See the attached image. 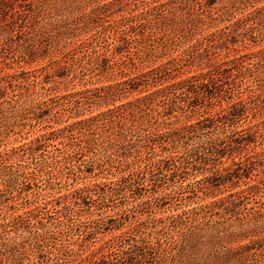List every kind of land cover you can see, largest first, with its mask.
<instances>
[{
  "label": "rangeland",
  "instance_id": "1",
  "mask_svg": "<svg viewBox=\"0 0 264 264\" xmlns=\"http://www.w3.org/2000/svg\"><path fill=\"white\" fill-rule=\"evenodd\" d=\"M168 1L49 0L53 25L46 41L33 61L19 65L16 62L23 47L10 43L12 34L6 27L0 28V44L9 41L0 52V104L4 107L0 106V240L9 243L0 244V264H87L85 260L101 247L108 254L116 246L128 248V243L111 244L119 235L128 239L145 234L151 240L159 237L170 253L184 245L189 254L185 264H200L212 260L210 254L222 248L243 246L253 248L236 264H264V94L255 95L264 90V82L256 77L235 84L228 90L231 95L221 94L228 101L253 96L252 110L243 124L254 122L256 143L242 150L257 166L253 186L241 185L231 192V188L221 187L215 191L216 197H206L201 192L205 185L197 182L201 177L196 178L193 171L166 178L164 172L156 176L159 188L149 181L141 199L129 192L126 198H117L116 204L98 205L96 192L110 191L123 177L156 169L158 160H173L181 154L175 150L161 153L163 144L151 145L137 135L134 145H123L116 137L104 140L109 133H104L103 122L99 127L84 123L162 87L145 86L141 79L160 66L172 62L170 75L154 72L149 82L166 86L196 74L206 65L208 54L226 61L229 55L244 58L264 49L263 24L242 31V37H209L192 52V46L205 36L262 8L264 0H196L179 16L188 18L193 7L210 14L214 19L198 29L202 34L181 29L161 16H150L156 6ZM129 82L135 89L125 86ZM202 102L218 104L217 99ZM234 129L227 125L221 129L222 135L207 137L224 138ZM46 138L50 140L43 141L39 150H28L29 144ZM228 164L223 158H211L208 170L214 173ZM244 189L247 191L240 195ZM231 193L236 203L232 215L223 218L219 210L206 208ZM67 207L70 211L64 219ZM203 210L200 227L195 225L198 228L190 229L189 220L185 224L176 220ZM116 218L120 229L109 231L105 224ZM163 227L160 235L155 233ZM252 230L263 232L241 238ZM13 242L21 244H10Z\"/></svg>",
  "mask_w": 264,
  "mask_h": 264
},
{
  "label": "trees",
  "instance_id": "2",
  "mask_svg": "<svg viewBox=\"0 0 264 264\" xmlns=\"http://www.w3.org/2000/svg\"><path fill=\"white\" fill-rule=\"evenodd\" d=\"M48 2L49 0H0V28L6 27L8 32L12 34L10 43L18 42L24 49L20 59L16 62L17 65L21 62L28 63L30 60L33 61L37 52L42 49L44 41H46L48 32H50L49 27L53 25V22H49L53 19V16L49 13V9H47ZM195 2L196 0H170L156 6L150 16H155V18L161 16L163 21L171 20L175 22V26L181 29L189 28L191 32L197 30L202 34L198 29L205 26L208 19H214L210 14H204L197 7H193L194 12L191 10L188 18L179 16L180 14H184L185 10L190 8ZM263 24L264 6L218 33L205 36L199 44L192 46V52L198 51V47L202 46L203 41H207L209 37L216 36L217 34H221V36L227 35L229 38L233 36L235 38L242 37L246 30L259 28ZM242 31L245 32L243 33ZM260 35L264 41V29ZM230 42L236 43V41L233 42L231 40ZM8 44V40L0 44V52ZM171 63L142 75L143 85H161L162 87L143 97L116 106L100 117H94L90 121H87L83 126H87L89 122L91 126L99 127V122H103L106 126V129L103 130L104 133H109L104 140L110 141L116 137L119 142L120 139L123 140V145H134L133 137L137 135V137H145L151 145L158 146V144H163L160 149L161 153L175 150L174 152L181 154V156L174 157L172 158L173 160L171 158L158 160L155 163L156 169L151 168V170L123 177L118 184L110 188V191L103 190L96 192V194L100 195V200H98L99 206H107L110 203L116 204L117 198H126V194L129 192L133 195V198L141 199L143 189L150 187L149 181L151 183L153 181L152 185L155 184L159 188L160 180L156 176L164 174V172L168 173L163 175L166 178V176L170 175L172 177L180 173L191 175L190 172L193 171L196 178L201 177L197 182L204 183L205 187L201 192L206 197H216L215 191L220 190L221 187L231 188L229 190L231 192L235 188L241 187V185H254L251 181L252 177L257 175V166L242 152L245 146H253L256 143V132L253 130L254 126H256L254 122L243 124V120L247 117L249 110H252L251 99L253 96H248L250 100L232 97L230 102L224 100L221 94L224 92L229 94L228 90L231 87H235V84L246 82L252 77H256L258 80L264 82V49L255 54L251 53L249 57L244 58L229 55L226 61L218 60L213 57V54H208L206 65L196 71V74L186 79L169 82L166 86H163L164 84H160V82H155V84L149 82L153 78L152 74L154 72L170 75L168 66ZM165 79L174 81L176 78L166 76ZM14 83L11 82V87L15 86ZM19 83V85H24L27 82ZM1 84L2 82H0ZM126 84L125 86H129V90L135 89L132 87V82ZM256 93L258 92H255L256 96L264 94V90H261L259 94ZM205 98L211 101L217 99L218 104L209 106L202 102ZM197 102L198 104H196ZM194 105L197 106L192 112L191 108ZM1 109H4V107L1 106ZM191 114H197V116L194 118ZM168 125L171 127L168 128ZM227 125L235 126L231 134L225 133L224 138L207 137L209 134L213 135L214 133L222 135L224 132H221V129ZM257 127L259 128L258 124ZM195 139L197 141L192 143ZM46 140H50V138L36 140L28 145V150L32 152L39 150L43 141ZM216 157L223 158L225 163L229 162V164L225 167H218L216 172L212 173L208 170L209 160ZM11 181L12 179L9 178L8 183H11ZM137 183L143 185V187L141 188ZM246 191L247 189H244L240 192V195ZM233 199L234 194L231 193L222 200L216 201L212 205H207L206 208L212 207L213 210H219L218 215L225 218L228 215H232L230 212L232 211L231 208L236 204ZM238 199L241 200L242 197ZM80 200L83 201L82 199ZM89 207L91 208V206ZM68 208H66V213L63 216L64 219L67 218V213L70 211ZM222 210L223 212H221ZM203 213L204 210L198 213L194 212L192 217L183 218L182 216H178L179 218L176 220H179L178 222L182 224H185L189 220L190 229H194L195 225L200 227V215H203ZM203 218L205 217L203 216ZM118 222L120 221L117 218L110 219L105 226L109 231H117L120 229V226L117 224ZM217 225L216 223L213 227ZM164 229L165 227L160 230L157 229L155 233L160 235ZM262 232L252 230L243 234L241 238H253ZM146 236L147 234L141 238L134 236L128 239H124L122 235H119L117 238L114 237L115 239L112 240L111 244L128 243V248L120 249L116 246L111 251L114 254H111V252L108 254V251L105 252L103 247H101L85 261L87 264L186 263L189 254L184 245L180 244L176 251L170 253L163 246L158 236V239L155 238V240H151V236L150 238ZM199 237L203 239L204 235ZM191 240H188V243ZM6 241V239L0 240V244H9ZM206 242L208 243V240L204 244H207ZM257 242L255 241L253 244H257ZM261 242L264 243V240ZM39 243L42 242L40 241ZM10 244L21 243L13 242ZM251 248L253 247L243 246L238 249L228 250L222 248L215 254H210V257H213L212 260L207 259V261L200 264L238 263L240 262L239 259L242 260L241 258L244 254L250 252ZM197 251L196 249L195 255ZM192 264L198 263L194 262Z\"/></svg>",
  "mask_w": 264,
  "mask_h": 264
}]
</instances>
